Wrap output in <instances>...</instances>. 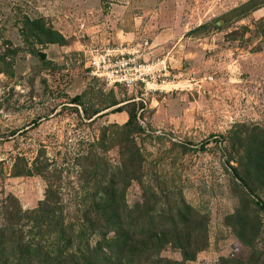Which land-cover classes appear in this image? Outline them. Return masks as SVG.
Listing matches in <instances>:
<instances>
[{
  "label": "rangeland",
  "instance_id": "rangeland-1",
  "mask_svg": "<svg viewBox=\"0 0 264 264\" xmlns=\"http://www.w3.org/2000/svg\"><path fill=\"white\" fill-rule=\"evenodd\" d=\"M108 47L166 65V82L93 77L89 51ZM124 137L142 166L127 204L148 191L154 207L173 208L168 220L179 204L195 211L179 223L199 239L194 259L183 261L170 229L150 264H264V0H0V227L11 216L22 241L49 242L26 217L49 184L64 222H77L107 189ZM11 243L0 264H16Z\"/></svg>",
  "mask_w": 264,
  "mask_h": 264
},
{
  "label": "trees",
  "instance_id": "trees-1",
  "mask_svg": "<svg viewBox=\"0 0 264 264\" xmlns=\"http://www.w3.org/2000/svg\"><path fill=\"white\" fill-rule=\"evenodd\" d=\"M123 110L122 106H118L113 112ZM128 113L129 117L121 127L125 132L131 131L135 125L134 114ZM122 140L125 145L120 147L121 161L108 176L107 189L98 187L88 196L90 205H84L81 214L77 216V222H64L65 216L57 202L59 196L49 184L45 198L36 209L26 212V217H31L32 227L54 233L51 240L47 242L48 238L39 240L31 237L30 241H22L23 228L21 230L19 222L12 221V217L8 216L6 223L0 227V261L6 263L3 254L12 241L16 264H37L39 259L41 262L53 261V264H150L149 260L158 256L168 240L167 232L170 229L175 234L170 241L182 250L183 261L194 259L195 252L202 247L191 246L198 244L199 239L195 240L191 235L183 237L179 230V223H184L183 212L195 213L190 206L179 204L176 209L179 220H168L167 215L173 208L168 206L166 210L154 207L150 201V196L156 197L153 192L145 191L142 204H127L126 188L131 181L141 179L142 166L136 145L127 137ZM87 156L94 154L90 151ZM250 161L257 164L260 158L256 155ZM22 174L32 175L33 171L26 169L15 175ZM50 222H53L54 227ZM44 241L54 246V254H51L49 248H44ZM201 242L205 243L203 238ZM160 260L156 264H160ZM183 261L174 263L182 264Z\"/></svg>",
  "mask_w": 264,
  "mask_h": 264
},
{
  "label": "built area",
  "instance_id": "built-area-1",
  "mask_svg": "<svg viewBox=\"0 0 264 264\" xmlns=\"http://www.w3.org/2000/svg\"><path fill=\"white\" fill-rule=\"evenodd\" d=\"M153 66L143 62L137 52L117 47L92 49L88 54L90 74L109 84L127 87L142 85L147 88L149 84L165 83L168 76L166 65L156 69Z\"/></svg>",
  "mask_w": 264,
  "mask_h": 264
},
{
  "label": "crops",
  "instance_id": "crops-1",
  "mask_svg": "<svg viewBox=\"0 0 264 264\" xmlns=\"http://www.w3.org/2000/svg\"><path fill=\"white\" fill-rule=\"evenodd\" d=\"M117 114H114L113 117H117ZM118 115H120L119 117H124L122 113H119Z\"/></svg>",
  "mask_w": 264,
  "mask_h": 264
}]
</instances>
